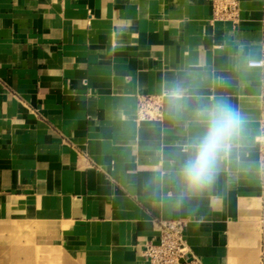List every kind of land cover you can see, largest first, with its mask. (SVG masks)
I'll list each match as a JSON object with an SVG mask.
<instances>
[{
    "label": "crops",
    "instance_id": "obj_1",
    "mask_svg": "<svg viewBox=\"0 0 264 264\" xmlns=\"http://www.w3.org/2000/svg\"><path fill=\"white\" fill-rule=\"evenodd\" d=\"M239 4L234 24L213 21V0H0V223L29 244L15 257L148 264L158 221L183 219L199 264L248 259L264 191V67L249 66L264 62V0ZM155 95L162 118L140 119ZM216 103L242 128L190 192L180 169Z\"/></svg>",
    "mask_w": 264,
    "mask_h": 264
},
{
    "label": "built area",
    "instance_id": "obj_2",
    "mask_svg": "<svg viewBox=\"0 0 264 264\" xmlns=\"http://www.w3.org/2000/svg\"><path fill=\"white\" fill-rule=\"evenodd\" d=\"M213 21L238 23L240 16L239 0H213ZM250 67L262 68L264 62L251 61ZM163 96H144L139 100V117L142 120L162 118ZM261 221L264 224V191ZM187 221L183 219L158 221V239L146 242L141 251L148 264H199L193 258L186 238Z\"/></svg>",
    "mask_w": 264,
    "mask_h": 264
},
{
    "label": "clouds",
    "instance_id": "obj_3",
    "mask_svg": "<svg viewBox=\"0 0 264 264\" xmlns=\"http://www.w3.org/2000/svg\"><path fill=\"white\" fill-rule=\"evenodd\" d=\"M203 132L192 143L180 175L188 191L194 192L211 182L218 162L229 151L242 128V117L224 103H216L201 112Z\"/></svg>",
    "mask_w": 264,
    "mask_h": 264
},
{
    "label": "rangeland",
    "instance_id": "obj_4",
    "mask_svg": "<svg viewBox=\"0 0 264 264\" xmlns=\"http://www.w3.org/2000/svg\"><path fill=\"white\" fill-rule=\"evenodd\" d=\"M258 150L260 153V163L264 170V119L261 122V131L258 141ZM22 227L19 225L0 223V264H28V258H17L19 250L24 246H28V237L20 236ZM19 236H13L16 234ZM245 243L248 249V259L237 258L233 264H264V224L261 221V216L252 222L250 228L245 230ZM26 239V241H24ZM232 248L233 244L231 243ZM235 246V245H234ZM40 261V258H38ZM60 264V263H59Z\"/></svg>",
    "mask_w": 264,
    "mask_h": 264
},
{
    "label": "bare ground",
    "instance_id": "obj_5",
    "mask_svg": "<svg viewBox=\"0 0 264 264\" xmlns=\"http://www.w3.org/2000/svg\"><path fill=\"white\" fill-rule=\"evenodd\" d=\"M262 199H263V196H262ZM262 211H263V204H262Z\"/></svg>",
    "mask_w": 264,
    "mask_h": 264
}]
</instances>
